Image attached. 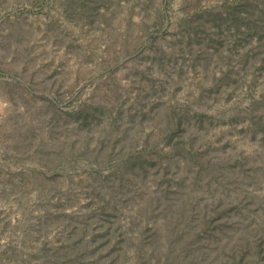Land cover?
<instances>
[{
	"label": "rangeland",
	"instance_id": "rangeland-1",
	"mask_svg": "<svg viewBox=\"0 0 264 264\" xmlns=\"http://www.w3.org/2000/svg\"><path fill=\"white\" fill-rule=\"evenodd\" d=\"M0 264H264V0H0Z\"/></svg>",
	"mask_w": 264,
	"mask_h": 264
}]
</instances>
